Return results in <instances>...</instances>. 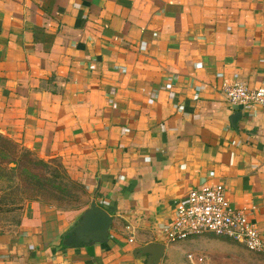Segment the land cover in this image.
<instances>
[{
	"label": "crops",
	"instance_id": "0c3cea01",
	"mask_svg": "<svg viewBox=\"0 0 264 264\" xmlns=\"http://www.w3.org/2000/svg\"><path fill=\"white\" fill-rule=\"evenodd\" d=\"M256 18L264 28V0H0V135L58 161L87 193L98 187L95 201L112 217L108 243L67 248L62 235L91 196L75 214L26 202L19 224L0 236V264H137L135 250L150 243L165 245L159 264H264V253L225 238L177 246L159 237L176 199L222 184L264 239V107L245 108L234 129L233 110L211 97L147 96L164 72L193 76L197 63L201 81L223 73L257 86L264 33ZM155 28L173 40L156 38ZM181 34L198 39L178 41Z\"/></svg>",
	"mask_w": 264,
	"mask_h": 264
},
{
	"label": "built area",
	"instance_id": "2783aa9c",
	"mask_svg": "<svg viewBox=\"0 0 264 264\" xmlns=\"http://www.w3.org/2000/svg\"><path fill=\"white\" fill-rule=\"evenodd\" d=\"M254 22L256 28L261 27L259 18H256ZM158 28L154 30L156 38L165 42L173 40V37L168 34L161 35ZM260 31L264 33V28H260ZM253 32L256 33V29ZM176 39L184 41L197 40L198 38L181 34ZM112 40L110 48L120 53L121 39L113 37ZM137 51L145 58L150 56L149 46L146 42H141L137 46ZM163 54L161 52L159 58H164ZM249 68L257 69V65L251 64ZM193 72V76L189 77L164 72L158 88H152L148 92V99L157 100L161 91L171 92L180 89L193 102L204 101L211 97L215 101L225 104L230 110L234 106H242L243 110L248 107L254 109L264 107V78L257 86H250L236 76L230 78L223 73H218L214 75L216 82L209 84L200 80L206 76L202 64H195ZM116 74L119 77L126 74L123 64L118 65ZM120 85L121 82L117 78L108 91L109 100H113ZM171 107L175 112L180 110L177 105H171ZM185 172L189 173V170H185ZM208 235L225 238L253 253H264V239L260 236L252 212L247 209L233 208L228 199L226 188L222 184L194 187L176 199L173 205L172 219L163 224L159 232V237L165 244H174Z\"/></svg>",
	"mask_w": 264,
	"mask_h": 264
},
{
	"label": "trees",
	"instance_id": "16d2710c",
	"mask_svg": "<svg viewBox=\"0 0 264 264\" xmlns=\"http://www.w3.org/2000/svg\"><path fill=\"white\" fill-rule=\"evenodd\" d=\"M57 162L54 166L52 163ZM14 164V167L9 165ZM68 178L65 169L56 161H43L34 153L0 135V179L12 183L17 193L27 198L44 200L49 189H61L62 178ZM19 224V222H18ZM17 224V225H18Z\"/></svg>",
	"mask_w": 264,
	"mask_h": 264
},
{
	"label": "water",
	"instance_id": "95a60500",
	"mask_svg": "<svg viewBox=\"0 0 264 264\" xmlns=\"http://www.w3.org/2000/svg\"><path fill=\"white\" fill-rule=\"evenodd\" d=\"M232 110L230 124L236 129V124L243 113V107L234 106ZM97 189L98 187L92 193L88 207L62 235L61 242L64 247L105 245L109 242L112 217L105 209L97 205L95 201ZM164 250V244L150 243L135 250L134 258L137 264H159Z\"/></svg>",
	"mask_w": 264,
	"mask_h": 264
},
{
	"label": "rangeland",
	"instance_id": "374dc122",
	"mask_svg": "<svg viewBox=\"0 0 264 264\" xmlns=\"http://www.w3.org/2000/svg\"><path fill=\"white\" fill-rule=\"evenodd\" d=\"M54 166L57 162L52 163ZM14 164L9 167H14ZM68 177V175H67ZM62 187L61 189H49V192H53L52 195L46 194L43 201L37 200L44 205H49L57 208L61 212H70L72 214L79 213L82 207L87 205L90 200L91 194L85 191V188L71 178H62L60 180ZM13 184L6 182V179H0V236L7 232H11L17 226L21 210L26 202L34 201L35 198H27L25 195L17 193L18 190L13 188ZM213 237L212 235H208ZM213 238H217L214 236ZM219 239V238H218ZM185 241L177 242L169 245H180L184 244Z\"/></svg>",
	"mask_w": 264,
	"mask_h": 264
}]
</instances>
